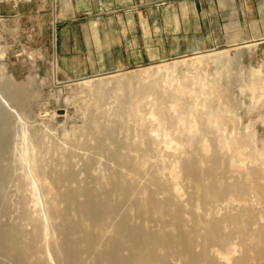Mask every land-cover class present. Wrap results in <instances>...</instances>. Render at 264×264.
I'll list each match as a JSON object with an SVG mask.
<instances>
[{
  "label": "bare ground",
  "instance_id": "1",
  "mask_svg": "<svg viewBox=\"0 0 264 264\" xmlns=\"http://www.w3.org/2000/svg\"><path fill=\"white\" fill-rule=\"evenodd\" d=\"M196 63H205L208 65L212 63L215 65L220 64V74L223 72H225L224 75L226 74V86L228 83L230 84L234 81V77L227 75L231 67L234 64L240 66L236 57H226V53L218 54L215 58L199 57L196 58L195 64ZM176 70L177 67L175 66L172 70L173 73H176ZM156 71L160 70L157 69ZM165 72L166 74L163 76L162 80L171 81L172 79H176L174 76L169 77L170 75L167 74L171 71ZM215 72L218 73L217 67ZM4 75L3 72L0 80L5 78ZM194 78L195 81H192V84H197L202 93L205 94L206 91L213 89L214 86L217 85V81H213V83L209 81L210 84L206 85V83L201 81L200 78ZM145 80L146 79H140V77L131 73L120 75L118 77L100 78L91 81L88 85L94 90L95 97L98 98H103L105 95L109 94V92H112L115 96L117 92L121 93V96H117L118 104L116 110L123 115L121 108L126 104H133L134 106L139 107V103L144 97L153 94L158 95L160 81L162 80ZM6 83L10 84L9 87L14 89V93L23 88L22 86L8 83L4 80V84ZM181 83H179L180 86H182ZM243 87L244 85L242 86V89ZM261 88L264 89V79ZM193 89L194 88L186 87L185 93L194 94ZM249 94L252 98L255 97L252 93ZM10 95L13 97L11 91L0 90V108L1 106L6 107L11 113L8 114L3 110L5 116L8 118L10 117L11 120L14 119L15 121L18 119L21 122V124H19L20 137L26 150L23 155L26 160L27 176L33 180H37V186L43 195L48 193L51 194V192L55 190L56 184L59 181L63 182L65 190L63 192L60 191L57 194L58 202L63 203V206H60L61 204L58 205V202L56 201L42 203V199L36 197L34 205L39 206L40 213L36 219L27 217V214L25 215L24 211H22L24 209H21L22 219H24V221L26 220L24 224L0 223V254L5 258L4 260H0V264H225L220 262L219 259L223 258L224 262H226L225 260L231 258L224 255V257H221V252H219L218 249L221 246L223 247V244L230 234L238 233V230L235 231L236 226L242 225V223L248 224L254 216L248 215L247 220L241 222L242 214H246V212L239 211L234 213V211L233 213H224L221 216V219H217L216 216L218 214L214 215V212V214H208L212 213L208 209V213H203L202 211V213L200 212L201 214L196 211L197 209L190 208L191 210H185L182 205L186 207V204H181L174 197L176 196L175 193H179L176 192L177 188L174 187L175 190L160 180L158 178L159 176L156 177V175L153 174L150 164L147 166L148 169L146 171L148 172L144 173L145 176L143 177V180L145 184H143V182L140 183V180L135 181L132 177L139 176L142 173L141 171L144 166L148 165L147 157L149 156L151 147L154 145L150 146L148 141H143L144 138L143 140L139 139L137 142H134L127 141V138L120 137L121 135L117 137L116 131L119 129V124L101 123L97 120L95 113H88L87 116V126L93 131L91 138L88 135L91 132L87 133L88 138H90L88 143L96 142V150L100 153L107 154L113 161L112 163H117L121 169H115L116 167H95L94 160L90 158L95 154H91L90 157H79V160L82 162L81 164L79 161L81 164L80 169L84 174L83 178H77L72 163L75 162L73 161L75 158L71 162L69 156L68 158L65 157L63 168L61 166V170L49 174L47 173L48 171H46L47 165L45 162L47 160L42 162L40 158L35 157V152H38V147H42V145L45 146L43 144L45 135L37 130L30 131L25 126V122L22 121L24 118L21 116L18 107L13 105L7 98V96ZM262 95H264V91L262 92ZM158 99L159 98H157V100ZM207 99L208 101L211 100L209 98ZM208 101L204 98L200 100L199 103L195 102L194 106L191 104L184 108H182V105L184 104L180 105V103L177 102L176 106L180 105L179 108H182L185 114L183 117H176L178 123L176 124L177 129L189 130V133L195 136L196 134L199 136L204 135L203 133L206 134V131L211 128L218 129L217 119L219 117V111L217 109H211ZM197 104L200 105L204 112L199 116H195L193 113ZM161 107L159 106L158 108H155L156 111L150 110L152 112L150 116L156 120L157 123L160 122ZM11 109H13L14 112ZM126 116H128V114H126ZM165 116L167 117V114ZM126 120L128 122V118H126ZM165 121L167 120L164 119L163 123ZM186 123H190L189 127L186 126ZM126 125H128V123ZM141 126H139L140 130ZM150 127H148V129ZM171 129L169 132L175 130L174 128ZM224 132H222L220 138H216V143H214L213 148L209 151V154L205 156L203 152H207V150L210 149V143L209 140L205 139L206 137L200 141L201 145L199 144V147H196L195 141H192L190 137L186 139V143L190 144L191 148L184 153L185 159L181 162L180 171L177 174H179V177L184 180L185 183L187 182L190 185V192L186 190L189 193V201L196 203V205L201 207L202 210H204L206 205L222 203L226 199L231 200V198L233 199L235 197L238 198L243 196L247 191H250L251 193L254 192L256 194L254 196H257V200L259 199L262 201V199H264L263 188L259 185L252 186L251 184L253 183V179H256L261 175H258L254 170L242 173L243 155L240 151V147L242 146L240 143L242 142H239L240 139L237 138V133ZM179 133L181 134V132ZM249 133L247 135H249ZM166 135L167 132L164 133V136ZM172 135L174 136V133H172ZM136 136H134V138H137ZM234 137L235 139H233ZM172 139L174 142L176 141L173 137ZM246 139L248 138L246 137ZM152 142H154V140ZM78 145L81 146L82 149L89 144L83 141L78 143ZM202 146L206 149H202ZM45 147L47 148L46 150L52 151L57 148L56 145L51 143ZM44 148L42 149L43 151ZM73 148H75V146H73ZM223 149L227 150L228 154L229 151L234 153V156L237 155L238 159L232 160L229 157L225 158L220 156L219 151H223ZM65 150L64 153L66 152ZM69 150L71 151L73 149L70 148ZM4 151L5 149L2 150V152ZM54 152H52V155ZM80 152L83 153L82 151ZM132 152H134V156H131ZM86 154L88 155V152ZM55 155L58 156V154H54V157ZM252 156L254 157V155ZM58 161L55 163H59L61 160ZM232 163H236L239 169L237 168L234 170L230 168ZM21 164L23 165V163ZM112 166L114 165L112 164ZM48 168L49 167H47V170ZM150 169L152 170V173ZM172 170H174V168ZM233 171H235V174H233ZM92 172L95 174L97 172L102 174L100 181L105 177L104 180L99 182L98 179L92 176ZM157 172L155 171V173ZM90 173H92V175ZM157 174H159V172ZM25 175L26 174H24V176ZM9 176L10 167L8 165L0 166V194L3 192L4 183ZM27 176L26 178H28ZM18 178L22 179L19 175ZM244 179L248 180L245 181ZM29 182L32 183L31 180ZM189 185H187V187ZM149 186H153L155 190L151 191L148 189ZM22 199H20L21 204ZM181 199L182 198H180V200ZM229 203L231 204L232 202ZM228 205L225 206L228 207ZM17 206L15 205L16 209ZM213 209H215V207ZM258 216L257 219L262 218L263 220L264 212ZM222 224L223 227H225L224 225L231 226L232 228L230 232L224 231ZM262 240L264 242V236L262 237ZM224 254L226 255V253ZM229 254L230 251H228L227 255ZM254 255L255 257H261L264 259V244L260 250L255 251ZM234 264L240 263L235 262Z\"/></svg>",
  "mask_w": 264,
  "mask_h": 264
},
{
  "label": "rangeland",
  "instance_id": "2",
  "mask_svg": "<svg viewBox=\"0 0 264 264\" xmlns=\"http://www.w3.org/2000/svg\"><path fill=\"white\" fill-rule=\"evenodd\" d=\"M54 3L55 0H0V77L2 76L3 72L5 74V78L0 80V90L11 91L13 97L10 95L7 96V98L13 105L18 107L21 116L24 118L22 121L25 122V126L30 131L37 130L45 135L43 141L45 146L49 145L50 143L56 145V151L54 150L56 153L52 150H46L47 148L43 145L42 147H38V152H35L36 158H40L42 162L47 160L45 164L47 167H49L48 170L46 165L43 163L46 167V171H48L47 173L50 174L54 171L61 170L63 168L65 157L68 158L69 156L71 162L75 158L73 160L75 162L72 163L74 165V171L77 178H83L84 174L80 169L82 162L79 160V157H90L91 154H95L90 157L94 160V165H96L95 167H116L115 169H121L117 163H112L113 161L108 157L107 154L100 153L98 150H96V142L88 143L93 131L87 126V116L88 113H95L97 120L101 123L119 124V129L116 131L117 137L121 135L120 137L127 138V141L134 142H137L139 139L143 140L144 138L143 141H148L150 146L154 145L151 147V151L147 157L148 165L144 166V170L142 169V173L139 176L132 177L135 179V181L140 180V183L143 182V184H145L143 177L145 176L144 173L148 172L146 170L148 169L147 166L150 164L153 174L156 175V177L159 176L158 178L160 180L172 188H177V190L175 188L174 189L180 194L175 193L176 196L174 197L181 204H186V207L188 208L182 205L185 210H191L193 208L197 209L196 211L199 213H202V211L203 213H206L209 210L212 213L207 212L208 214H218L216 216L217 219H221V216L224 213H233L234 211V213L239 211L246 212L247 215L242 214L243 216L241 217V222H243V220L246 221L248 215L254 216L248 224L242 223V225L236 226L235 231L238 230V233L230 234L228 239L223 244V247L221 246L222 248L220 247L218 249V251L221 252V257L223 255L231 257L229 260H225L226 262H224L223 258H220L219 261L225 264H234L235 262H239L240 264H264L263 258L255 257L254 255L255 251L260 250L264 244L262 240V237L264 236V219H257V217H259L258 215H261V213L264 212V199H262V201L259 199L257 200V196H254L256 194L253 191V193L250 191L249 193L247 191L246 194L243 195L244 197H235L233 199L231 198V200L226 199L222 203L206 205L204 210H202V208L197 206L196 203L189 201L188 192H190V185L187 182L185 183V181L179 177V174H177L180 171L181 162L185 159L184 153L191 148V145L186 143L187 138L190 137L192 141H195L196 147H199L201 145L200 141L206 137L205 139L209 140L210 149L207 150V152H203L205 156L209 154V151H211L213 148L214 143H216V138H220L222 132L225 131L224 133H237V138L240 139L239 142H242L240 143L242 145H240V151L243 155V169H241L242 173L254 170L256 173H258V175H261L256 179H253V183L251 184L252 186H261L263 188L262 190L264 191V95H262L264 89L261 88L262 81L264 79V49L257 47L255 44L251 45L249 43L235 46H226L228 48L209 50L202 53L201 55L194 54L180 58L165 59L158 62H143L140 64L128 65L118 70L96 72L94 74L86 75L76 79H65L62 77L59 71L57 72V66L54 64V58L56 55V44L54 39L55 25L50 23V7L51 4L53 5ZM221 53H226V57H236L240 65L237 66V64H234L231 67L229 73H227V75L234 77V81L230 83L231 85L228 83V87L226 86L227 80L225 78L226 74L224 75L225 72L221 74L219 72L220 64H213L215 62L210 65L205 63L195 64L196 58H215L216 55ZM175 66L177 67V72L173 73L172 70ZM216 67L218 69V73L215 72ZM157 69L160 71H156ZM165 71H171L167 74L170 75L169 77L174 76L176 79H172L171 81L162 80L163 76L166 74ZM131 73H134L137 77H140V79H146L145 81L151 79L162 81H160L158 95L153 94L144 97V99H142L140 102L141 105L139 103V107H136L133 104H126L123 108H121L123 115H121V113L116 110V106L118 104L117 96H121V93L117 92L115 96L112 92H109V94L105 95L103 98H98L95 97L94 90H92L88 85V83L91 81H95L100 78L103 79L114 76L118 77L120 75ZM194 77L200 78V80L205 82L206 85H209L210 82L213 83V81H217V85L214 86L213 89L206 91V94L202 93L197 84H192V81H195ZM4 80L5 82L22 86L23 88L20 91L14 93V89L9 87L10 84H4ZM179 83H181L182 86H180ZM243 85L244 87L242 89ZM186 87L194 88V94H189L187 92L185 93ZM249 93H252L255 97L252 98ZM206 97L211 100L208 101ZM157 98L159 99L157 100ZM204 98L208 101L209 107L211 109H217L219 111V117L217 119L218 129H208L206 134L203 133L204 135L201 136L197 135L196 133V136L191 135L189 130L177 129L176 124L178 123L176 121V117H183L185 115L182 108L185 106H190L191 104L194 106L195 102L199 103V101ZM177 102L180 103V105L184 104L182 105V108H179L180 105L176 106ZM159 106H162V116L160 115V122L157 123L156 120L150 116V114L152 113L151 111H156L155 108H158ZM3 110L8 114L11 113L9 109L1 106L0 166L8 165L10 167V176L5 181L4 190L0 194V223L5 222L24 224L26 220L24 221V219H22L21 209H24L22 211H24L25 215L27 214V217L36 219L40 213L39 206L34 205L35 198L40 197L42 199V203L49 201L58 202L59 200L57 194L60 191L63 192L65 187L63 182L59 181L56 184V188L59 190L55 188V190L52 191L53 195L52 192L51 194L48 193L43 195L37 186V180H33L27 176L25 163L26 160L23 155L26 150L25 145L22 143L20 137L19 124H21V122L18 119L15 121L14 119L11 120L10 117H6L3 113ZM11 110L13 111V109ZM193 113L195 116H199L204 112L200 105L197 104L193 110ZM126 114H128V116H126ZM166 114L167 117L165 116ZM168 114L170 115V118ZM126 118H128V122ZM164 119L167 120L165 121L167 123H163ZM127 123L128 125H126ZM189 124L190 123H186V126L189 127ZM139 126H141V130L139 129ZM147 126L151 127L148 129ZM171 128H174L175 130H172ZM170 129L174 132L170 131V133ZM162 132H167V135L164 136V133ZM179 132H181V134ZM246 132H250L249 135H247L248 133ZM87 133H89L88 135L90 138H88ZM172 133H174V136ZM170 135L178 142H174ZM134 136L137 138H134ZM246 137L248 139H246ZM233 139H235V137ZM153 140L154 142H152ZM83 141L87 142L89 145L81 149V146H79L78 143ZM73 146H75V148H73ZM43 148L44 151L42 150ZM70 148L73 149L74 152L73 150L70 151ZM3 149H5L4 152H2ZM202 149L206 148L202 146ZM64 150L66 151L65 153ZM220 151L219 153L222 157H229L232 160L238 159L237 155H235V157L234 153L230 151L229 154L225 149ZM20 152L23 153L21 154ZM52 152H54L53 155ZM87 152L88 155L86 154ZM70 153L76 155L73 156ZM54 154H58L59 157L55 155V159ZM131 154V156L135 155L134 152ZM252 155H254L255 158ZM58 159L62 162H59ZM57 161L59 163H55ZM21 163H23V165ZM112 164L114 166H112ZM55 167H58L59 169ZM173 168L174 170H172ZM230 168L236 170L238 166L236 163H232ZM154 170L156 172L158 171L159 174H157L158 172L155 173ZM92 173L90 174L98 179L99 182L103 181L105 178L104 177L100 181L102 174L98 172L96 174L94 172ZM24 174L26 175L24 176ZM233 174H235V171H233ZM18 175L22 179L18 178ZM26 176L29 179L26 178ZM30 180L32 183L29 182ZM244 180L247 181L248 179ZM186 184L189 186L187 187ZM148 189L151 191L155 190L153 186H149ZM179 197L182 199L180 200ZM20 199L24 201L23 202L21 200L22 204L20 203ZM229 202L232 203L230 204ZM223 203L226 206L228 204L230 205L226 207ZM57 204H61L60 206L64 205L60 202ZM15 205L17 206V209ZM214 207L215 209H213ZM257 211L263 212L260 213ZM224 226L225 227H223L222 224L223 230L230 232L232 227L228 225ZM228 251H230V256L227 255ZM224 253H226V255ZM4 259L5 258L0 254V260Z\"/></svg>",
  "mask_w": 264,
  "mask_h": 264
},
{
  "label": "crops",
  "instance_id": "3",
  "mask_svg": "<svg viewBox=\"0 0 264 264\" xmlns=\"http://www.w3.org/2000/svg\"><path fill=\"white\" fill-rule=\"evenodd\" d=\"M50 8L65 79L226 46L264 49V0H55Z\"/></svg>",
  "mask_w": 264,
  "mask_h": 264
}]
</instances>
